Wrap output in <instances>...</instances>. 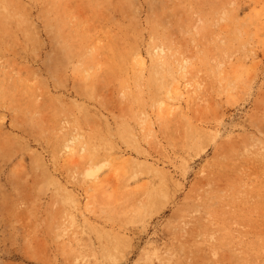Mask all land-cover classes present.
I'll use <instances>...</instances> for the list:
<instances>
[{
	"label": "rangeland",
	"instance_id": "1",
	"mask_svg": "<svg viewBox=\"0 0 264 264\" xmlns=\"http://www.w3.org/2000/svg\"><path fill=\"white\" fill-rule=\"evenodd\" d=\"M0 264H264V0H0Z\"/></svg>",
	"mask_w": 264,
	"mask_h": 264
}]
</instances>
